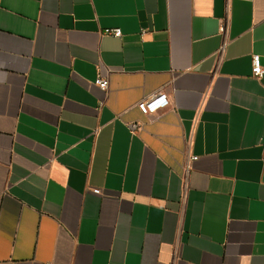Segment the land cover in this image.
<instances>
[{"label": "crops", "instance_id": "1", "mask_svg": "<svg viewBox=\"0 0 264 264\" xmlns=\"http://www.w3.org/2000/svg\"><path fill=\"white\" fill-rule=\"evenodd\" d=\"M254 54L264 0H0V264H264Z\"/></svg>", "mask_w": 264, "mask_h": 264}, {"label": "built area", "instance_id": "2", "mask_svg": "<svg viewBox=\"0 0 264 264\" xmlns=\"http://www.w3.org/2000/svg\"><path fill=\"white\" fill-rule=\"evenodd\" d=\"M227 26L221 27V32L226 33ZM108 34L114 35V36H122V30L120 28H113V29H107L105 31ZM252 73L256 77H262L264 75V66L261 61V56L258 54L253 55V61H252ZM95 83L103 90H107L109 87V80L107 78L98 77L95 80ZM170 104L169 95L165 91H157L151 96H148L147 98L142 99L140 102H138L137 107L141 111L142 114L148 115L158 112L159 110L166 108ZM135 127H137V124H135ZM197 157L191 156L189 158V161L187 162L186 168L187 170L191 167V162L196 160ZM94 192L99 194L101 192L100 189L95 188Z\"/></svg>", "mask_w": 264, "mask_h": 264}]
</instances>
